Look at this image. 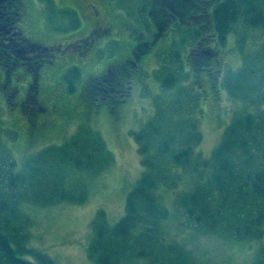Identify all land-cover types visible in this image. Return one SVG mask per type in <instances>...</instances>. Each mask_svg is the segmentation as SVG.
Wrapping results in <instances>:
<instances>
[{
	"label": "trees",
	"instance_id": "trees-1",
	"mask_svg": "<svg viewBox=\"0 0 264 264\" xmlns=\"http://www.w3.org/2000/svg\"><path fill=\"white\" fill-rule=\"evenodd\" d=\"M143 1V6L150 2L146 11L150 22L155 18L152 12L157 7L173 13L169 0H156L155 4H151V0ZM172 1L175 6L179 4L176 10H183L189 0ZM22 10V0H0L3 19L13 20ZM201 10L197 14L199 23L191 26L196 31L193 39L197 41L189 50L192 67L215 64L216 50L209 45L211 42L224 44L226 34L238 21L247 27H260L264 35V0H218ZM176 17L172 21L175 26L177 22H185L186 16ZM77 25V20L72 19L70 27ZM208 27L211 32L202 36L201 29ZM14 32L15 29L11 30L10 35ZM16 37L21 43H0V66L10 69L26 60L18 53L19 48H24L32 57L24 65L34 78L36 69L46 62L47 50L30 43L22 34L17 33ZM77 74V69L70 68L64 76L69 82ZM175 78L174 74L166 76L164 73L162 87L176 82ZM224 87L232 98L259 108L235 114L208 158L195 151L202 135L192 107L199 102L200 92L193 95L187 90L192 97L190 113L184 119L173 116L174 108L183 105L179 99L169 108L159 109L143 130L134 132L142 173L126 197L124 214L114 224L109 225L105 212L97 210L86 249L87 257L94 264H196L188 247L170 236V222L176 213L182 214L181 226L189 227L194 237H200L198 234H225L236 239L257 240L263 237L264 108L260 106L264 104V43L246 54L240 67L226 73ZM82 90L94 99H106L123 94L124 89L111 88L108 83L98 87L95 80H91ZM22 112L27 111L23 109ZM1 132L0 264H56L47 253L26 246L21 234L25 219L19 218L15 205L21 201L38 205L61 201L83 203L87 191L82 185L68 187L66 180L70 174L67 171L77 168L90 175L98 174L111 161V154L101 135L84 127L66 142L45 146L30 155L17 169L9 149L1 141ZM9 136L15 137V133ZM182 181H188L190 186L178 192L176 188ZM165 191L174 192L171 204L175 212L170 211L164 201ZM23 252L32 254L36 261L21 256ZM253 264H264V249Z\"/></svg>",
	"mask_w": 264,
	"mask_h": 264
},
{
	"label": "rangeland",
	"instance_id": "rangeland-1",
	"mask_svg": "<svg viewBox=\"0 0 264 264\" xmlns=\"http://www.w3.org/2000/svg\"><path fill=\"white\" fill-rule=\"evenodd\" d=\"M94 1L99 12L113 20V30L122 37H118V34L114 36L121 41H124L125 37L130 39L129 32L136 28L149 39L156 31L152 21H148L147 27L139 25L140 16H146L145 7L148 9L150 2L148 6H143V0ZM155 1L151 0V4ZM217 1H187L183 8L185 22H177L176 26L170 22L161 30L155 41L142 47L146 53L139 56L137 68L129 71L131 76L128 75V79L131 85H126L127 88L125 87L123 94L119 96L94 99L82 89L91 74L99 73L104 69L105 63L116 59L117 55L126 53L135 43L112 42V46H108L107 51L100 56L99 63L95 65L83 63L81 59L76 58L59 63L57 58L65 57L67 53L56 51L57 58H54V63L46 62L40 66L38 80L41 92L38 94L39 100L46 104L48 99L53 98L56 110L52 114H44L39 121L36 120L39 114L35 112H22L19 109L21 114H18L16 107L7 105L4 90H0L1 141L5 142L17 169L24 165L30 155L45 146L66 142L84 127L98 132L111 154V161L98 174L90 175L87 171L77 168L67 171L70 174L66 180L68 187L75 184L74 187L82 185L86 189L87 199L83 203L61 201L56 204L38 205L21 201L19 205H15L19 218L25 219L22 222L24 227L21 234L24 235L28 248H37L47 253L56 264H94L87 257L86 249L92 237L91 222L97 210L102 209L107 223L114 224L124 214L126 197L142 173L134 132L143 130L159 109L169 108L179 99L183 105L181 108H174L173 116L177 119L188 116L192 96L188 95L191 93L187 90H191L193 95H196V92L201 93L198 96V105L193 104L192 108L202 135L195 151H199L205 158L210 156L212 149L220 141L225 126L235 114L249 108H259L229 96L224 87V78L226 73L241 66L246 54L256 51L264 43L263 29L260 27H247L238 21L226 34L224 44L211 42L209 45L216 50L214 57L217 62L207 67H192L189 50L197 45V41L193 39L196 31L191 26L199 23L197 14L202 11V7ZM87 2L88 0H22L25 11L23 20L26 18V21L23 24L22 20L19 25L31 42L44 46H50L52 42H67L83 35V30L90 26L91 19L85 8ZM78 6L83 15L82 26L64 29L70 24L67 18L70 8L77 10L80 16ZM135 7H141L142 10L137 11ZM143 19L146 21L147 18ZM62 29L66 31L63 32ZM189 30L191 35L188 34ZM201 30L202 36L211 32L209 27ZM241 36L244 38H240ZM132 37L133 40L137 38L135 35ZM201 43L206 44L205 41ZM70 53L78 54L79 50L73 47L70 48ZM70 66L78 67L79 71L77 76L68 82L64 75ZM164 73L166 76H176V82L167 88H163L161 84ZM31 77L32 73L25 65H17L8 71L0 66V78L6 82L4 89L10 83H15L19 95L25 94ZM260 107L264 108V104ZM17 114L20 117H17ZM30 118L36 120L35 125H30ZM10 132H14L15 137L11 138L9 135L14 133ZM183 177L185 178L184 175ZM189 186L188 181H182L176 191L186 190ZM163 194L170 211L175 212L171 204L174 192L165 191ZM172 218L170 236L188 247L196 264H253L264 249V234L258 240L236 239L225 234H198L200 237H194L190 234V228H183L179 222L183 219L182 214L176 213ZM15 236L18 237V234L15 233ZM21 243L23 244L22 241ZM20 254L36 261L28 252Z\"/></svg>",
	"mask_w": 264,
	"mask_h": 264
},
{
	"label": "flooded vegetation",
	"instance_id": "flooded-vegetation-1",
	"mask_svg": "<svg viewBox=\"0 0 264 264\" xmlns=\"http://www.w3.org/2000/svg\"><path fill=\"white\" fill-rule=\"evenodd\" d=\"M169 8L172 9L173 13H176L175 15L170 11L167 12L166 8L164 7H157L154 10V16L155 21L152 22L153 25L156 28V31H154L152 38H146L139 29L136 30L133 29V31L129 32L130 39L128 37H125L126 39L124 41H121L118 37H122L117 33V31L113 30L115 25L113 20H110V16H104V14H101L99 12L98 6L96 5V2L94 0H88L85 8L89 14V18L91 19V24L88 28H85L87 30H83L84 34L80 35L79 37L72 38L68 40L67 42H52L47 50V58L46 62L48 63H54V58H57L56 51H61L63 53H67L65 57L57 58L59 60V63H65L67 61H70L72 58L81 59V62H86L89 64H97L100 61V56L102 53L107 51L108 46H112V42H118V43H135L133 47L130 50H127V52L117 55V58L105 63V67L103 70H101L99 73H93L91 74L87 80L84 82V85L89 83L91 80H95V85L99 87V85H102V83H108V85L113 87H118V89H125L126 85L130 84V80L128 79V75H130L129 71L134 70L137 68V64L140 62L139 56L146 53L143 52L142 47L144 45H147V43H151L152 41H155L157 36L160 35L161 30H164L167 25H169L170 22H172L174 19H176L178 16L181 18V16H185L182 9L176 10V6L174 5L172 0L168 1ZM79 5V4H78ZM72 9V8H70ZM78 10L80 12V16L77 12V10L72 9V13H76V19L78 22V27L82 26V19L83 15L81 14V10ZM5 15V13H3ZM18 16L14 17L13 20H10L9 17H6L5 19L2 18V15H0V43H21V40H17L16 37L17 33L23 34L22 28L19 25L20 22L23 20L25 16L24 9L20 11V13H17ZM163 15V16H161ZM8 20V21H7ZM7 21V22H6ZM26 18L23 20V24L25 23ZM141 25V24H140ZM142 25L145 26L146 23L142 21ZM16 30V33L14 32V35H10L11 30ZM117 30V29H116ZM82 32V33H83ZM81 33V34H82ZM119 36H118V35ZM118 37H116V36ZM133 35H135L137 38L133 40ZM26 38V36H24ZM27 39V38H26ZM28 40V39H27ZM30 43H32L30 40H28ZM111 43V44H110ZM77 47L79 50V53H75L72 55L70 53V48ZM18 53L22 55V57L26 60H21L19 65H24V63L31 61V56L25 50L24 48H19ZM81 57H84L83 59ZM45 62V63H46ZM78 62V61H77ZM3 67V66H2ZM15 66H12V68ZM4 68V67H3ZM10 68V69H12ZM4 70H9L8 68H4ZM39 68L36 69L35 77H31V81L28 83L26 92L24 95H19V89L17 84L10 83V85L6 86L4 89L6 82L5 79L0 78V90L3 89V95L5 102L10 107H16L17 113L21 114L20 111L23 109L30 112H35L39 114L36 117V120H41L42 116L46 113L52 114L53 111H55V105L53 103V98L48 99L49 101L46 104H43L41 100H39L38 94L40 92L39 88ZM131 76V75H130ZM21 77V74H19V78ZM131 85V84H130ZM1 90V91H3ZM41 93V92H40ZM49 103V105H48ZM20 109V111H19ZM17 114V117H20V115ZM36 120L34 121L32 118L29 119L31 121V124H36Z\"/></svg>",
	"mask_w": 264,
	"mask_h": 264
}]
</instances>
